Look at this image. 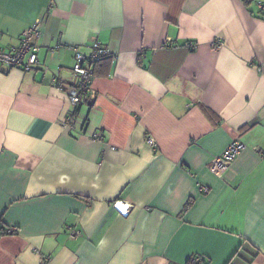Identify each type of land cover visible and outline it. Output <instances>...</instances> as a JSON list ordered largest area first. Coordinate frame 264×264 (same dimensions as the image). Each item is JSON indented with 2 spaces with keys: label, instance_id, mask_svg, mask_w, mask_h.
Wrapping results in <instances>:
<instances>
[{
  "label": "crops",
  "instance_id": "obj_1",
  "mask_svg": "<svg viewBox=\"0 0 264 264\" xmlns=\"http://www.w3.org/2000/svg\"><path fill=\"white\" fill-rule=\"evenodd\" d=\"M259 4L0 0L1 50L43 22L40 65L0 67V264H264ZM95 42L111 54L73 113L75 50Z\"/></svg>",
  "mask_w": 264,
  "mask_h": 264
},
{
  "label": "built area",
  "instance_id": "obj_2",
  "mask_svg": "<svg viewBox=\"0 0 264 264\" xmlns=\"http://www.w3.org/2000/svg\"><path fill=\"white\" fill-rule=\"evenodd\" d=\"M259 8L264 10L261 4H259ZM42 25L43 22L41 20L36 21L24 32L21 42L17 47H13L9 51L0 49V67L7 69L18 68L25 72H30L39 66L38 52L40 49L36 45V40L41 35ZM187 46L193 49L195 45L187 43ZM212 46L214 49L219 50L224 45L220 41H215ZM110 54V50L102 46L99 42L94 43L90 55L81 54L78 50H75V67L73 68L72 78L67 90L63 88L72 107L70 112H73L81 104L84 93L90 91L94 77L93 67L109 57ZM262 69H264V63L261 64L258 70L262 71ZM59 86H62V84L60 83ZM62 127L65 130L73 131L75 129L73 118L64 119L62 121ZM92 139L102 141L103 137L100 133H93ZM146 141L150 147H156L157 143L154 138L149 136ZM245 148V144L239 138L232 141L220 156L214 158L210 167L211 171L219 176L226 173L230 165ZM202 191L207 192L208 190L202 188ZM115 208L123 215L129 213V205L124 206L121 202H117Z\"/></svg>",
  "mask_w": 264,
  "mask_h": 264
},
{
  "label": "trees",
  "instance_id": "obj_3",
  "mask_svg": "<svg viewBox=\"0 0 264 264\" xmlns=\"http://www.w3.org/2000/svg\"><path fill=\"white\" fill-rule=\"evenodd\" d=\"M263 16H264V13H263ZM104 60H102L101 62H103ZM79 108H80V105L76 107V109L73 111V113H77V111L79 110Z\"/></svg>",
  "mask_w": 264,
  "mask_h": 264
}]
</instances>
